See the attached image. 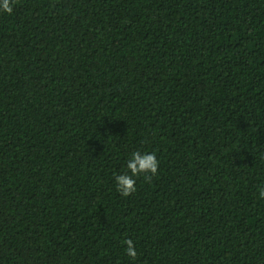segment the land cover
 Wrapping results in <instances>:
<instances>
[{"label":"trees","instance_id":"trees-1","mask_svg":"<svg viewBox=\"0 0 264 264\" xmlns=\"http://www.w3.org/2000/svg\"><path fill=\"white\" fill-rule=\"evenodd\" d=\"M261 187L264 0L0 12V264H264Z\"/></svg>","mask_w":264,"mask_h":264},{"label":"clouds","instance_id":"clouds-1","mask_svg":"<svg viewBox=\"0 0 264 264\" xmlns=\"http://www.w3.org/2000/svg\"><path fill=\"white\" fill-rule=\"evenodd\" d=\"M14 0H0V12L11 13ZM159 161L154 152L133 151L126 160L125 171L115 176L117 191L121 196H128L136 191L138 176H155ZM258 197L264 199V187L259 188ZM126 245L125 253L131 258L137 256V250L131 239L123 241Z\"/></svg>","mask_w":264,"mask_h":264}]
</instances>
